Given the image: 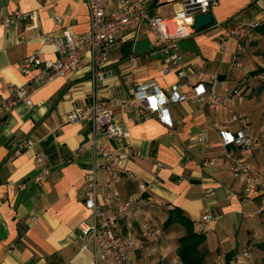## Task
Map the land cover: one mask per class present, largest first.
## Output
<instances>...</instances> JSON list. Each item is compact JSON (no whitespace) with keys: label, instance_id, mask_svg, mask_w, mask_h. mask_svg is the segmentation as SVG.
Returning a JSON list of instances; mask_svg holds the SVG:
<instances>
[{"label":"crops","instance_id":"crops-1","mask_svg":"<svg viewBox=\"0 0 264 264\" xmlns=\"http://www.w3.org/2000/svg\"><path fill=\"white\" fill-rule=\"evenodd\" d=\"M181 1L150 0L148 13L170 18ZM263 7L264 0H218L211 9L213 23L196 28L192 35L179 41L182 66L187 73L198 72V81L203 82H209L212 74L218 75L210 84L216 92L222 94L230 88L239 94L219 109L202 108L191 101L171 102L168 108L173 127L162 123L155 114H148L143 106L131 103L136 86L141 83L155 81L169 94L173 85L185 81L177 71H166L169 49L155 41L146 24L120 32L109 54V74L100 89L101 97L126 133L118 141L95 134L100 132L94 130L91 121H67L66 115L74 106L86 105L90 100L89 65L42 85L32 81L41 68L28 74L21 70L25 59L35 52L43 59L57 58L55 45L47 34L59 36L65 29L82 34L90 29L87 1L0 0V9L7 12L21 9L37 15L34 20L10 24L0 21V102L5 101L9 107L0 115V264H95L92 253L82 249L84 234L80 227L82 222H94L84 196L85 173L101 161L94 139L116 152L127 147L135 151L124 162L132 173H124L117 185L123 199L145 190L143 205L134 221L139 243L132 260L173 264L178 259L179 243L172 240L174 229H182L179 237L185 230L175 226L166 233L163 229L168 210L177 207L194 221L197 232L202 215L210 211L213 216L204 232L206 240L200 246L204 264H212L218 258L223 264H244L241 255L246 249L252 253L249 264H264V198L258 191L244 189L230 171L225 156L228 149L236 148L252 167L264 171V129L252 109L258 76L254 74L258 66L255 62L264 60L259 48L254 53L256 61L250 51L253 38L263 35L254 30L244 38L230 36L226 47L221 44L230 28L251 20L262 22ZM119 8L120 0H112L107 10L115 13ZM55 14L60 21L55 20ZM238 54L243 64L235 68L233 62ZM17 85L29 90L32 105L16 99L10 88ZM190 89L186 83L182 87L183 91ZM238 114L243 118L234 121ZM220 128L232 132L245 129L259 142L249 150L226 147ZM205 129L207 146L197 139ZM24 138L33 140L35 145L17 154L15 144ZM38 156L44 158L42 163L37 161ZM208 158L214 159L215 164L204 165ZM46 169L49 172L45 175ZM96 172L100 181L106 180L104 169L97 168ZM206 189L213 192L207 194ZM99 190L103 199L106 190ZM33 216L36 222H30ZM144 224L163 230L164 235L160 232L144 238L140 235Z\"/></svg>","mask_w":264,"mask_h":264},{"label":"built area","instance_id":"built-area-1","mask_svg":"<svg viewBox=\"0 0 264 264\" xmlns=\"http://www.w3.org/2000/svg\"><path fill=\"white\" fill-rule=\"evenodd\" d=\"M86 1L90 10V29L82 34L74 33L70 29L63 30L59 36L47 34V39L55 45L57 58L43 59L38 52H35L25 59V63L21 67L22 72L26 74L41 68V71L34 75L32 81L37 85H42L58 76L66 75L74 69H81L89 65L92 73L90 100L86 105L74 106L66 115L68 122L91 121L94 130L100 132L95 134H101L108 139L118 141L125 137L124 129L108 102L101 97L100 89L109 74L107 69L109 54L114 48L118 34L124 30L137 28L142 24L147 25L155 41L164 44L169 49L170 64L166 71H177L185 81L173 85L169 94L155 81L141 83L136 86L131 101L134 106H143L148 114H155L162 123L173 127L174 122L170 117L169 103L191 101L202 108L219 109L222 105L230 103L234 95L239 94L237 90L230 88H225L222 94L218 93L210 85L211 82L218 79V75L212 74L209 82L198 81V72L187 73L182 66L179 41L195 32L196 14L211 12V9L218 4V0H182L175 15L170 18L151 16L148 13L150 0H120V8L115 13H109L107 10L108 4L112 0ZM36 17L35 12L21 9L7 12L0 9V21L4 24L23 19L34 20ZM261 17L264 20V7L261 10ZM54 18L56 21H60L59 15L55 14ZM260 23L261 20H251L230 28L228 37L221 41L222 46H227L230 36L246 37ZM242 64L241 56L236 55L233 62L234 67L240 68ZM193 79H197V82H194ZM185 83L191 85L189 91L182 90ZM10 91L17 100H23L28 105L33 104L31 94L25 85L12 86ZM8 108V104L1 101L0 115ZM242 118L243 115H234V121ZM219 132L226 147L234 145L249 150L254 148L259 140L256 135L245 129L232 132L220 128ZM197 139L207 146L209 144L207 129L203 130ZM34 145L35 142L29 138L21 139L15 144L16 153L20 154L25 150L32 149ZM93 146L100 154L101 161L95 163L93 170L87 171L84 176L85 205L87 209L93 211L94 222L93 224L86 222L80 224L84 234L82 249L92 253L95 264L100 261H111L113 264H143V258L132 260V253L139 243L134 221L137 212L143 205L145 190L142 188L143 190L133 193L128 199H123L117 189L122 175L132 173L124 165V162L134 155L135 151L133 148L127 147L122 152H116L110 146L99 145L97 139L93 140ZM225 156L230 171L244 185V189L248 192L258 191L264 198V171L252 167L236 148L228 149ZM37 161L42 163L44 158L38 156ZM203 164L214 165L215 160L208 158L203 161ZM156 165L161 167L160 163ZM97 168H102L107 172L106 180H99ZM48 172L49 170L46 169L45 175ZM100 188L106 190L103 199L100 197ZM212 192L213 189H206L207 194ZM212 219L210 211H206L197 222V230L206 232L208 223ZM36 221L35 216L30 218V222ZM160 232L159 229L144 224L140 235L144 238H152ZM241 259L244 264H249L252 260L251 251L246 249L242 253ZM173 264L182 263L176 259ZM212 264L223 263L218 258Z\"/></svg>","mask_w":264,"mask_h":264},{"label":"trees","instance_id":"trees-1","mask_svg":"<svg viewBox=\"0 0 264 264\" xmlns=\"http://www.w3.org/2000/svg\"><path fill=\"white\" fill-rule=\"evenodd\" d=\"M254 30L264 34V20L251 31ZM254 72L255 75L262 74L264 67H258ZM163 225L165 230L173 229L175 226L185 230V234L178 238V260L182 264H204V253L200 252V246L206 240V235L195 230L194 221L190 217L175 207L168 210V216Z\"/></svg>","mask_w":264,"mask_h":264},{"label":"rangeland","instance_id":"rangeland-1","mask_svg":"<svg viewBox=\"0 0 264 264\" xmlns=\"http://www.w3.org/2000/svg\"><path fill=\"white\" fill-rule=\"evenodd\" d=\"M261 35H263V36L262 37L258 36L259 38H253V45H251V47H250V51L253 52L252 57L255 61H256V59L254 58V53L257 51L256 50L257 48L260 49L261 58H263V60H264V34H261ZM260 61H261V63L258 62V64H257V62H255L256 63L255 65H258L257 68L258 67H264V62L262 60H260ZM255 79H257L256 80L257 82L254 85V91L252 93V96L257 101L255 100V103H254L255 105L253 106L252 109H253V112H254L256 119L261 120L262 127L264 129V73L258 74V76L255 77ZM258 142H259V140H258ZM149 223H151V222L149 221ZM157 227L160 228V226H157ZM171 230H173V229H171ZM181 230L182 229H174V234H173L174 237L172 238V240L173 239L178 240L179 236L181 234H183V231H181ZM164 231H166V233L169 232V230H165V229H164ZM161 234H163V230H161ZM165 239H166V235H165ZM161 241L162 240L160 239L158 241V243H161ZM150 251L152 252V250H150ZM201 253H203V252H201Z\"/></svg>","mask_w":264,"mask_h":264},{"label":"water","instance_id":"water-1","mask_svg":"<svg viewBox=\"0 0 264 264\" xmlns=\"http://www.w3.org/2000/svg\"><path fill=\"white\" fill-rule=\"evenodd\" d=\"M213 14L212 12L207 13H198L195 16V27L197 29H202L204 27H207L213 23ZM222 78V77H220Z\"/></svg>","mask_w":264,"mask_h":264}]
</instances>
